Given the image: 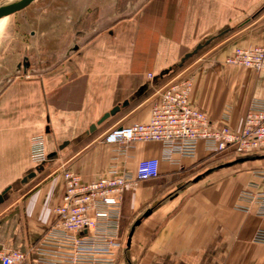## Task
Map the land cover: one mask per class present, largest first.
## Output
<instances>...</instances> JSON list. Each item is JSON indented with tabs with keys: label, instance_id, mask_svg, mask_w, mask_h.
Here are the masks:
<instances>
[{
	"label": "crops",
	"instance_id": "crops-1",
	"mask_svg": "<svg viewBox=\"0 0 264 264\" xmlns=\"http://www.w3.org/2000/svg\"><path fill=\"white\" fill-rule=\"evenodd\" d=\"M117 2L54 0L70 17L56 15L59 35L66 23L85 25L65 37L58 63L41 78L0 79V194L12 187L0 205V248L27 252L51 228L64 171L90 183L113 167L135 174L141 161L158 159L159 175L123 196L115 264H264V244L254 242L264 219L237 209L244 190L264 192V159L215 169L202 143L196 157L169 162L158 142L137 143L120 157L119 146L105 142L116 127L147 123L165 87L160 74L224 31L187 69L191 101L218 126L240 131L251 101L264 100V71L225 60L237 48L264 47V0H133L122 11ZM116 106L121 111L88 134ZM39 134L58 156L21 183L35 169L31 138Z\"/></svg>",
	"mask_w": 264,
	"mask_h": 264
},
{
	"label": "built area",
	"instance_id": "built-area-1",
	"mask_svg": "<svg viewBox=\"0 0 264 264\" xmlns=\"http://www.w3.org/2000/svg\"><path fill=\"white\" fill-rule=\"evenodd\" d=\"M235 67L264 71V47L237 48L225 60ZM192 75L167 84L153 102L150 120L114 128L105 142L118 145L117 157L128 156L141 142H158L164 160L175 155L194 158L202 143L209 154H229L244 158L264 155V100L254 98L242 129L234 131L218 126L191 101ZM43 134L31 138V161L35 168L49 162ZM158 159L143 160L135 174L113 167L100 180L87 183L70 170L63 172L65 192L62 204L55 208L56 221L27 252L0 248V264H115L116 252L122 248L121 210L123 196L129 189L159 175ZM237 209L264 219V192L244 190ZM254 242L264 244V229Z\"/></svg>",
	"mask_w": 264,
	"mask_h": 264
},
{
	"label": "rangeland",
	"instance_id": "rangeland-1",
	"mask_svg": "<svg viewBox=\"0 0 264 264\" xmlns=\"http://www.w3.org/2000/svg\"><path fill=\"white\" fill-rule=\"evenodd\" d=\"M132 1L133 0H118L117 9L122 11L125 8H134ZM56 6L54 5V0H36L23 11L0 21V79L7 75L21 78H41L44 69L46 70L58 63L61 56L59 51L61 42H65L66 36L75 33L76 30H79L80 27L85 24L83 21L78 24L66 23L69 27L65 28L63 26L61 29L62 32L59 35L55 29L56 23H59V17L56 15L62 13L60 14V18L65 19V22H69L70 17H67V15H69L68 12H59L60 7L58 5ZM61 7L63 8V6ZM61 11H63V9ZM256 11L257 10L253 13H256ZM209 46L210 45L192 57L182 68L168 75L162 86H166L173 80L187 75V69H190V65L194 63ZM55 47L57 48L56 50L54 49ZM25 56L30 59L31 68L26 72L21 70L19 73H16L17 65L22 63ZM215 156L217 159L212 160L216 162L213 166L215 169L220 165L237 159L233 155L226 153ZM204 175H202V177ZM199 177L201 176H198L196 180H199ZM126 233L127 231L125 235H127Z\"/></svg>",
	"mask_w": 264,
	"mask_h": 264
},
{
	"label": "water",
	"instance_id": "water-1",
	"mask_svg": "<svg viewBox=\"0 0 264 264\" xmlns=\"http://www.w3.org/2000/svg\"><path fill=\"white\" fill-rule=\"evenodd\" d=\"M36 0H14L12 2L3 4L0 6V21H2L5 18H8L12 15H15L21 11H23L25 8H27L28 6H30L32 3H34ZM226 33V31L222 32L221 34H219L218 36L212 37L210 39H208L206 42H204L203 44H199L192 52H189L187 54H185V56L181 59V61L175 65L173 68H170L168 70H165L164 72H162L159 76V79H163L165 76L170 75L172 72H174L175 70L182 68L186 62H188L192 57H194L195 55H197L201 50H203L205 47H207L208 45H210L216 38L222 37L224 34ZM31 67V63L30 60L27 56H25L23 58L22 63H19L17 65L16 68V73H19L21 70H24L25 72ZM12 75H8L6 76V78H9ZM128 105V102H125L122 107H126ZM121 111V106H116L114 107L110 112L106 113L96 124H93L90 129L88 134H92L96 131L97 127L102 125L104 122H106L109 118L115 116L116 114H118ZM69 144V142H64L61 146L60 149H64L67 145ZM58 153L57 152H53L50 153L48 155V159L49 162H52L55 158H57ZM259 159H264V156H253V157H244V158H238L235 159L232 162H228L225 163L223 165L218 166V168H224V167H230L236 164H241V163H245L248 161H254V160H259ZM44 166L45 165H41L37 168H35L32 172H30L28 175H26L23 180L21 181V183H27L29 180L33 179L34 177L37 176V174H39L40 172H42L44 170ZM197 181V180H196ZM12 187L7 188L2 194H0V205L3 204L7 198L9 197V194L11 193ZM150 212H148L146 215H149ZM140 222L138 221L135 226H137ZM135 227L133 228L131 234H130V238L128 240V245H130V241H131V236L133 234Z\"/></svg>",
	"mask_w": 264,
	"mask_h": 264
},
{
	"label": "trees",
	"instance_id": "trees-1",
	"mask_svg": "<svg viewBox=\"0 0 264 264\" xmlns=\"http://www.w3.org/2000/svg\"><path fill=\"white\" fill-rule=\"evenodd\" d=\"M263 8H264V6H263L261 9H263ZM164 80H165V79H164ZM212 156H215V155L212 154Z\"/></svg>",
	"mask_w": 264,
	"mask_h": 264
}]
</instances>
